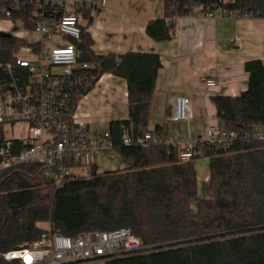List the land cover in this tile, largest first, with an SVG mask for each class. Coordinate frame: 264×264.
Wrapping results in <instances>:
<instances>
[{
	"label": "trees",
	"instance_id": "obj_1",
	"mask_svg": "<svg viewBox=\"0 0 264 264\" xmlns=\"http://www.w3.org/2000/svg\"><path fill=\"white\" fill-rule=\"evenodd\" d=\"M36 0H0V13L13 10L11 19L28 20ZM203 11H223L264 19V0H165L164 16L150 20L146 34L156 42L175 36V20ZM93 8L85 9L88 25ZM30 42L0 34L2 65ZM84 27L78 43L81 62L92 69L74 99L77 105L104 74L127 82L129 117L109 122V135L126 162L121 171L71 180L61 189L45 177L41 165L5 171L0 182V253L28 247L51 223L64 235L129 228L141 241L140 251L111 259L107 264H264V141L252 138L264 130V63H245L248 88L238 96H211L218 120L238 133L230 148L203 144L190 161L180 160L182 147L143 148L146 132L163 135V127L149 128L151 106L162 61L154 52L97 54ZM128 134L134 143L123 142ZM3 136L0 133V143ZM210 159L209 181L198 196L195 161ZM197 204L193 210V204ZM0 264H18L0 258Z\"/></svg>",
	"mask_w": 264,
	"mask_h": 264
},
{
	"label": "built area",
	"instance_id": "obj_2",
	"mask_svg": "<svg viewBox=\"0 0 264 264\" xmlns=\"http://www.w3.org/2000/svg\"><path fill=\"white\" fill-rule=\"evenodd\" d=\"M105 1L36 0L33 3L28 24L30 30L39 34V40L22 46L13 63L1 66L0 182L7 170L41 165L45 177L61 189L67 182L81 178L75 174L76 169L92 166L97 157L113 149L109 131L97 137L90 135L89 123L78 113L79 103L74 105L92 69L90 63L81 62L83 53L78 46L86 26L85 9L94 10ZM12 14L13 10L0 13V21L12 20ZM205 84L210 88L216 86L209 78ZM190 104L188 96L176 98V121L187 120ZM237 138V132L223 125H212L205 138L184 145L177 136L153 132H146L139 143L146 149L180 146L183 148L180 160L187 162L198 154L196 146L207 143L226 149ZM252 138L264 141V130L256 131ZM123 142L130 146L135 141L125 134ZM45 230L30 246L0 253V258L18 264H107L113 258L137 253L142 248L140 239L129 228L82 233L74 238L52 225Z\"/></svg>",
	"mask_w": 264,
	"mask_h": 264
},
{
	"label": "crops",
	"instance_id": "obj_3",
	"mask_svg": "<svg viewBox=\"0 0 264 264\" xmlns=\"http://www.w3.org/2000/svg\"><path fill=\"white\" fill-rule=\"evenodd\" d=\"M164 2L106 0L92 11L93 21L88 25L86 20L85 27L92 36L93 50L97 54L154 52L160 55L162 68L153 95L149 128L162 126L164 136H177L184 145L205 138L210 126L223 125L218 120L211 96L240 95L249 83L245 63L258 59L264 63V19L226 16L221 8L203 11L198 7L190 15L174 21L172 40L156 42L145 29L150 20L164 16ZM206 78L213 79L216 86L207 87ZM95 90L96 101L88 93L79 102L78 113L89 125L101 112V103L109 99L113 104L111 114L115 116L109 122L128 119L124 79L104 74L92 91ZM182 95L191 99L188 118L176 121L175 100ZM195 168L199 185L209 181L210 171L201 181L200 163H195Z\"/></svg>",
	"mask_w": 264,
	"mask_h": 264
},
{
	"label": "rangeland",
	"instance_id": "obj_4",
	"mask_svg": "<svg viewBox=\"0 0 264 264\" xmlns=\"http://www.w3.org/2000/svg\"><path fill=\"white\" fill-rule=\"evenodd\" d=\"M0 34L3 35H21L24 39L33 43L39 40V34L33 32L30 29H27L23 26V23L19 19L13 20H1L0 21ZM18 50L16 51V53ZM15 53V54H16ZM104 86V85H102ZM89 96L93 98L95 101L97 99L96 90L90 92ZM96 98V99H95ZM92 99V100H93ZM99 100V97H98ZM89 101H85V104ZM100 113L96 114V119L91 122L90 127V135L92 136H101L105 132L108 131L109 128V120L115 116L111 114L113 111V104L111 100H107L106 103H101ZM209 159L207 157H201L195 161V163H200V179L204 178L207 175L208 171H210V165L208 164ZM203 164V165H202ZM127 167L126 162L122 159V157L113 149L108 150L102 156L97 157L93 162L92 166H85L80 169L75 170V174L81 177H91L94 174H101L105 172L111 171H121ZM198 196H202V183L198 188ZM193 210H196V204L193 205ZM39 226L43 229H48L51 226V223H39Z\"/></svg>",
	"mask_w": 264,
	"mask_h": 264
}]
</instances>
